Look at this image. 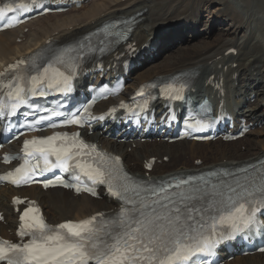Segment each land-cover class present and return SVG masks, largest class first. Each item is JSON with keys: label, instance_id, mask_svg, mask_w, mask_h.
I'll return each mask as SVG.
<instances>
[{"label": "snow or ice", "instance_id": "1", "mask_svg": "<svg viewBox=\"0 0 264 264\" xmlns=\"http://www.w3.org/2000/svg\"><path fill=\"white\" fill-rule=\"evenodd\" d=\"M32 2L34 4L36 0ZM27 7L17 4L14 8L9 3L0 7V17L16 8L26 10ZM55 64H64V61L57 58L55 63H49L36 75L28 76L31 87L27 90L17 86L14 93H9L16 99L11 105L13 112L26 102L29 94H43L41 90L44 88L70 89L76 65L65 72ZM14 67L9 66V69ZM14 79L20 81L25 77L16 76ZM172 87L167 86L168 89ZM178 93L179 90L172 98L179 99ZM4 108L0 105V110ZM52 115L61 113L53 112ZM68 123L80 124L81 121L72 119ZM23 149V156L4 157L5 162L20 159L23 163L0 176V180H11L19 186L38 173L55 168L71 170L77 181L82 174L94 183L107 184L108 191L122 201L123 206L110 221L97 224L96 217H92L80 223L59 224L56 228L45 224L39 216H29L39 211L29 207L20 217L18 231L22 239L30 237L29 241L10 243L0 240V262L5 264H189L197 254H211L219 239L251 228L256 223V213L264 209V174L245 176L243 183L239 177H234V184L224 181L211 184L203 176H189L174 184L166 182V185L151 188L137 184L132 187L128 183L131 178L117 166L118 157L105 158L96 151L95 145L84 144L76 135L68 138L65 133H56L25 140ZM53 157L54 160L50 159ZM240 171L247 172V169ZM225 175L233 176L232 173ZM50 183H45V187ZM168 189L174 191L170 193ZM129 192L131 196L127 195ZM150 197L156 199L150 200Z\"/></svg>", "mask_w": 264, "mask_h": 264}, {"label": "bare ground", "instance_id": "2", "mask_svg": "<svg viewBox=\"0 0 264 264\" xmlns=\"http://www.w3.org/2000/svg\"><path fill=\"white\" fill-rule=\"evenodd\" d=\"M124 2L115 6L110 2L101 3L103 6L94 2L63 15L54 14L39 18L34 21L35 23L31 22L28 25L32 27L36 24L37 27L34 33L30 34L27 43L17 44L16 41L26 37L20 31L28 26L16 31L3 32L0 34V69L34 48H45L49 40L62 44L94 31L111 19H125L141 13L135 24L136 30L132 42L141 48L158 38L162 45L157 57L152 58L154 63L150 64L149 59H146L142 68L132 72L127 90H133L153 77H167L189 70L199 75L195 86L196 94H208L216 98V93L209 86L208 80L222 74L228 87L227 103L231 105L232 102H236L239 107V117L247 119L248 123L259 124L264 121V0H127ZM218 20L219 22L216 23ZM161 25H166L165 30L170 32L165 34V30L159 28ZM186 31L194 33V37L192 34L185 36ZM209 32L214 38L211 41L204 40L201 37L202 33L208 38ZM183 37H188L184 40L188 43L192 40L196 42L187 44L186 47L178 46L177 41ZM189 37L193 38L189 39ZM167 44H171V47L176 46V49L166 51L164 47L166 48ZM196 47L202 49L193 52ZM233 48L237 50V55H227L226 53ZM162 54L166 57V61L158 65L156 62L163 56ZM253 95L256 97L255 103L251 102ZM250 134L253 136L245 137L246 152L236 147L233 150L223 149L215 152L217 155L213 160L212 157L207 156V153L214 154V152L211 149H204L206 143L182 141L168 144L164 141L157 143L151 140L144 144L137 143L136 148L130 153L128 151L129 147H132L130 142L118 143L107 140L99 133H94L88 138L93 142L102 143L104 148L122 155L126 161L134 165L142 163L143 171L137 168L134 170L135 175L143 179L147 176L160 179L175 174L189 175L204 172L216 167H236L263 158L264 128L251 131ZM165 156L169 158L167 163L161 162V165L157 166V169L155 167L152 172L144 170L146 160L158 158L163 161ZM186 156L189 158L184 160ZM192 157L195 159L189 163ZM200 159L201 165L198 164ZM166 167L169 170H164ZM15 195L39 200L45 208V215L53 224L69 219H83L100 211L115 213L118 208V203L108 198L104 197L96 201L86 196L74 197L72 193H66L62 189L44 192L40 187L23 188L18 191L0 188V210L7 217V227L0 225V234L4 236L10 235L7 231L9 229L15 232L17 225L18 217L13 214L10 205L11 198ZM232 264H264V254L239 258Z\"/></svg>", "mask_w": 264, "mask_h": 264}, {"label": "rangeland", "instance_id": "3", "mask_svg": "<svg viewBox=\"0 0 264 264\" xmlns=\"http://www.w3.org/2000/svg\"><path fill=\"white\" fill-rule=\"evenodd\" d=\"M93 1V4H94V2L95 3H100V6H103V4H105V3H107V4H109V2L111 3V5L113 6H115V5H117V4H124L125 2L124 1H127V0H92ZM104 1H107V2H105L104 3ZM101 3H103V4H101ZM217 22H219V20L218 21H216V23ZM37 26L36 25H34L33 26V28L32 29H30L29 30V33H28V38L30 37V34H32V33H34L33 31H34V29L36 28ZM161 28L163 29V30H165V28H166V26H161ZM200 33H201V31H200ZM186 34H192V36L194 37V33H191V32H189V31H186L185 32V36H186ZM208 38H206L205 37V35H204V33H202V38H204V40H208V41H211L214 37H211V33L209 32L208 33ZM193 37H189V39H192ZM188 38V37H187ZM187 38H182V39H180V40H178L177 41V45L178 46H183V47H186L187 46V44H193L194 42H196V41H194V40H192L191 41V43H188V42H186V41H184L185 39H187ZM30 41V40H29ZM201 41V40H200ZM25 43V42H24ZM27 43V42H26ZM180 43V44H179ZM186 44V45H185ZM26 46H29V45H26ZM203 47H205V46H202V48ZM172 48L173 49H171V45L170 44H168V45H166V48L164 47V49L166 50V51H173V50H175L176 49V46H172ZM202 48H200V47H196V48H194L193 49V52L195 51V52H197L198 50H201ZM196 49V50H195ZM177 51V50H176ZM163 55V54H162ZM168 56V55H167ZM165 58V59H164ZM168 59V58H167ZM166 61V57L163 55V56H161V57H159L158 58V60H157V62H156V64L158 63V65H162L164 62ZM163 62V63H162ZM235 68H236V66H235ZM250 136H253V135H250ZM263 139V138H262ZM246 143L247 142H245V140L244 141H240V142H236L234 145L232 144V145H227V144H225V145H222V144H219V143H216V144H213V143H211V144H206L205 145V149L206 150H208V149H211L213 152H214V154H211V152H208L207 153V156H209V158H211V160H213V159H215L214 157H216V153L215 152H218V151H220V150H223V149H227V150H233V149H235V147L236 148H238L239 150H242L243 152H246L247 151V148H246ZM240 146H241V148H240ZM219 149V150H218ZM129 152H132V151H129ZM163 154H166V153H163ZM187 158H189V156H186L185 157V159L184 160H187ZM192 159H193V157L192 158H190V161H192ZM131 167H135L133 164L132 165H130ZM138 166L141 168V166H140V164H138Z\"/></svg>", "mask_w": 264, "mask_h": 264}]
</instances>
